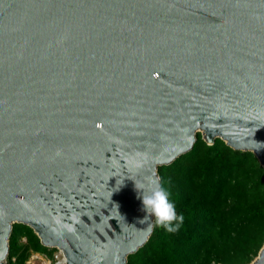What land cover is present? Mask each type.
<instances>
[{
    "label": "water",
    "instance_id": "95a60500",
    "mask_svg": "<svg viewBox=\"0 0 264 264\" xmlns=\"http://www.w3.org/2000/svg\"><path fill=\"white\" fill-rule=\"evenodd\" d=\"M197 133L264 167V0H0V264L16 223L127 264L155 224L135 182Z\"/></svg>",
    "mask_w": 264,
    "mask_h": 264
},
{
    "label": "trees",
    "instance_id": "16d2710c",
    "mask_svg": "<svg viewBox=\"0 0 264 264\" xmlns=\"http://www.w3.org/2000/svg\"><path fill=\"white\" fill-rule=\"evenodd\" d=\"M158 173L184 222L172 233L154 224L149 241L127 264H250L259 256L264 167L254 153L234 150L219 138L208 145L197 133L193 149ZM9 245L7 264H27L33 253L53 259L58 251L18 223Z\"/></svg>",
    "mask_w": 264,
    "mask_h": 264
},
{
    "label": "clouds",
    "instance_id": "9594fccd",
    "mask_svg": "<svg viewBox=\"0 0 264 264\" xmlns=\"http://www.w3.org/2000/svg\"><path fill=\"white\" fill-rule=\"evenodd\" d=\"M135 183L148 214L141 223H147L149 217H154L155 224L163 227L167 232L178 231L184 222V216L178 215L176 201L172 198L168 187L159 180H154L147 185Z\"/></svg>",
    "mask_w": 264,
    "mask_h": 264
},
{
    "label": "rangeland",
    "instance_id": "374dc122",
    "mask_svg": "<svg viewBox=\"0 0 264 264\" xmlns=\"http://www.w3.org/2000/svg\"><path fill=\"white\" fill-rule=\"evenodd\" d=\"M25 241V240H24ZM58 250V249H57ZM59 250L55 253V255L59 256ZM36 255V254H35ZM35 259H30L27 264H55L54 259H49L45 255H37Z\"/></svg>",
    "mask_w": 264,
    "mask_h": 264
},
{
    "label": "built area",
    "instance_id": "2783aa9c",
    "mask_svg": "<svg viewBox=\"0 0 264 264\" xmlns=\"http://www.w3.org/2000/svg\"><path fill=\"white\" fill-rule=\"evenodd\" d=\"M59 252H60V254H59V256L58 255H54V260L53 261H55V264H66V259H65V256H64V254L62 253V251H60L59 250ZM36 254V255H35ZM37 255H39L38 253H33L32 255H31V257H30V259H35L36 257H38ZM41 255V254H40ZM29 259V260H30ZM28 263V262H27Z\"/></svg>",
    "mask_w": 264,
    "mask_h": 264
},
{
    "label": "bare ground",
    "instance_id": "6f19581e",
    "mask_svg": "<svg viewBox=\"0 0 264 264\" xmlns=\"http://www.w3.org/2000/svg\"><path fill=\"white\" fill-rule=\"evenodd\" d=\"M63 253V252H62Z\"/></svg>",
    "mask_w": 264,
    "mask_h": 264
}]
</instances>
